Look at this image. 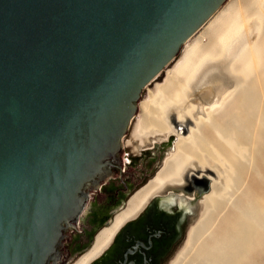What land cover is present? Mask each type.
<instances>
[{
	"label": "water",
	"instance_id": "water-1",
	"mask_svg": "<svg viewBox=\"0 0 264 264\" xmlns=\"http://www.w3.org/2000/svg\"><path fill=\"white\" fill-rule=\"evenodd\" d=\"M225 2L0 0V264L62 259L91 190L121 172L143 91Z\"/></svg>",
	"mask_w": 264,
	"mask_h": 264
},
{
	"label": "bare ground",
	"instance_id": "bare-ground-1",
	"mask_svg": "<svg viewBox=\"0 0 264 264\" xmlns=\"http://www.w3.org/2000/svg\"><path fill=\"white\" fill-rule=\"evenodd\" d=\"M202 27L204 31L197 37L195 33ZM202 27L164 69L162 81L146 88V98L139 101L133 134L141 143L149 136L176 135L172 150L154 176L131 195L110 225L98 232L89 250L72 264H87L99 255L124 222L164 188L183 184L185 172L196 167L209 168L216 175L206 174L209 190L201 200L202 209L170 264L191 262L197 251L204 250L196 246L221 209L228 211L223 217L229 227L226 235L218 229L224 233V237L220 234L222 245L235 241L234 251L241 248L247 255L255 245H263L264 190L254 200L243 190H252L251 184L259 189L264 181L259 172L250 179L255 153L264 141V0L219 9ZM171 117L189 119L187 133L177 132ZM242 171H246L244 178ZM161 198L160 202L191 208L188 200L175 193ZM214 245L217 248L218 242Z\"/></svg>",
	"mask_w": 264,
	"mask_h": 264
},
{
	"label": "rangeland",
	"instance_id": "rangeland-1",
	"mask_svg": "<svg viewBox=\"0 0 264 264\" xmlns=\"http://www.w3.org/2000/svg\"><path fill=\"white\" fill-rule=\"evenodd\" d=\"M249 1L250 0H226V2L220 7V10L224 9L225 7H228L229 5H236V4L243 5L246 2L248 3ZM203 31L204 29L202 27L197 33H195V35L198 34L197 35L198 37L200 33H202ZM180 53L177 55V58L180 55ZM173 62L170 63L168 66H171ZM163 73L164 71L154 81H152L149 85H147L146 88L152 89L154 83L161 82L162 76L164 75ZM146 96H147V89L143 91L141 100L145 99ZM139 111H140V108L138 107L137 114L133 118L127 133L124 135L122 139V150L120 152V158L122 161L121 172H118V171L113 172L110 179H108L107 183L101 189L99 190L97 189L93 191L91 190L92 197L90 199V203L88 205L85 215L83 216V218H81L79 224L77 225V227H75V229L68 228L65 230V235L62 239L60 250H61V256L64 259L66 258L65 259L66 262H69L74 257L75 254L72 253V250L75 247V245L86 241L88 232H91L92 227L94 226L96 227V232L93 235L95 234L97 235L100 230L110 225L115 215L125 207L126 202L131 197V195L135 193V191L143 187L154 176L156 171L161 166L164 158L167 156V154L172 150L174 146L176 135L173 139H169V137H166V135H162V134L149 136V137L144 138L142 141L143 143H141V141L133 134ZM172 118L173 117H171V120ZM254 158H257V159L255 160L253 169L250 172V175H251L250 179L252 180L253 176L259 172L263 180L264 179L263 178L264 176V141H262L259 148H257ZM245 174H246V171H242L241 178H244L246 176ZM207 176L212 177L210 174H207ZM263 183L264 181H261L262 186H263ZM251 185L253 186L252 190L249 188L250 191L249 189H246L247 191H245L244 189L243 191L249 192L251 199L254 200L256 198L255 195H257L259 192H260V195L263 194L264 187L262 186L260 187L259 185L260 188L258 189L256 188V184L255 185L251 184ZM257 185H258V182H257ZM118 188H121L120 191H118L119 190ZM170 192L175 193V191L171 189H168V190L163 189L159 193L160 194L159 196L164 197L168 195ZM175 194L178 195L177 193ZM201 209H202V206L200 207L199 213ZM227 213L228 211L223 212L222 209L216 212L211 227L204 233V235L199 240L196 246V249L199 248L198 250H200L201 248H203L204 250L202 249L203 250V251L201 250L202 252L197 251V253H195V256H193L190 259L191 262L189 261L188 263H185V264H221V262L222 264H240L241 255H245L246 250L243 249L245 251V254L241 248L240 249L238 248V249L243 252L237 251V249H235L237 251L235 252L233 249L236 247V244H234L235 241L234 242L232 241L233 244L230 242L231 244L225 243L222 245L224 239L223 238H222L223 240L221 239V235H223L222 237H224V233L226 235V233L228 232L226 230L227 228H229L228 224H226L228 223V221L227 222L225 221ZM223 216H225V218ZM197 217L198 216H196L193 220L190 221L189 228L192 226V224H194ZM222 223L225 226H223ZM221 228L223 229V232H224L223 234L222 232H220ZM217 230H218V233H217ZM216 233L218 235H216ZM212 236L215 238H213ZM185 239L181 247L183 246ZM213 239L215 240V242ZM90 242L91 240L89 241V243ZM213 242L214 243L218 242L217 248L214 247L215 245ZM92 244L87 246V250H89ZM205 245L209 247L210 249L207 252H206L207 247ZM181 247L177 250V252L181 249ZM231 247H232V250H231ZM254 247L255 248L251 252V254H248V255L246 254L245 255L246 258L242 259V262H244L245 264H264V243L262 246L255 245ZM230 257H232L231 260H230Z\"/></svg>",
	"mask_w": 264,
	"mask_h": 264
},
{
	"label": "flooded vegetation",
	"instance_id": "flooded-vegetation-1",
	"mask_svg": "<svg viewBox=\"0 0 264 264\" xmlns=\"http://www.w3.org/2000/svg\"><path fill=\"white\" fill-rule=\"evenodd\" d=\"M207 187L208 183L188 178L182 189L175 191L188 200L191 208L187 210L177 202L161 203L158 198L148 202L135 216L124 222L111 242L87 264H170L186 237L190 221L199 214ZM118 189L120 191L121 188ZM95 232L94 226L88 232L86 241L75 245L72 250L75 255L69 262L62 258L52 264H72L92 244Z\"/></svg>",
	"mask_w": 264,
	"mask_h": 264
},
{
	"label": "trees",
	"instance_id": "trees-1",
	"mask_svg": "<svg viewBox=\"0 0 264 264\" xmlns=\"http://www.w3.org/2000/svg\"><path fill=\"white\" fill-rule=\"evenodd\" d=\"M95 213V212H94Z\"/></svg>",
	"mask_w": 264,
	"mask_h": 264
}]
</instances>
